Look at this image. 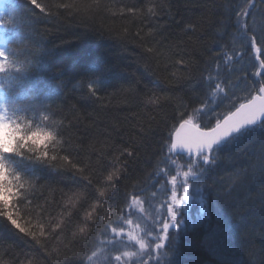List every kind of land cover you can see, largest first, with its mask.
I'll list each match as a JSON object with an SVG mask.
<instances>
[{
  "label": "trees",
  "instance_id": "obj_1",
  "mask_svg": "<svg viewBox=\"0 0 264 264\" xmlns=\"http://www.w3.org/2000/svg\"><path fill=\"white\" fill-rule=\"evenodd\" d=\"M37 3L40 8L29 0L4 4L10 44L0 87L17 99L13 125L23 133L51 132L53 139L0 154L18 185L10 210L35 234L20 233L0 215V264H91L131 199L154 209L166 197L164 177L173 175L166 150L180 114L213 126L215 114L221 119L258 93L264 55L256 58L250 42L240 48L232 41L244 0ZM246 19L259 37L264 0H252ZM221 45L235 58L212 59ZM257 45L264 51L259 39ZM258 64L262 74L254 79ZM217 82L223 92L215 90ZM262 125L200 168L192 183L201 218L195 209L191 226L166 242L152 264H264L260 178L237 175L258 154ZM111 172L116 176L108 181Z\"/></svg>",
  "mask_w": 264,
  "mask_h": 264
},
{
  "label": "snow or ice",
  "instance_id": "obj_2",
  "mask_svg": "<svg viewBox=\"0 0 264 264\" xmlns=\"http://www.w3.org/2000/svg\"><path fill=\"white\" fill-rule=\"evenodd\" d=\"M29 2L37 8H40V4L37 3V0H29ZM252 7V0H244V3L238 6V11H236V29L234 35L232 36L233 43L242 48L244 44L251 43L252 48L260 52L261 55H264V51L257 48V42L264 44V30H262L257 37V33L254 28H250L246 17L249 14V11ZM43 10V9H42ZM132 11V9H129ZM150 12L154 13V10L149 9ZM225 27L223 21H218L217 23V32H221ZM215 42V41H214ZM223 55L228 60H232L235 56H228L226 51V45H221L219 52L213 54L212 59H215L217 56ZM5 57V52L0 51V58ZM5 70L4 63H0V71ZM220 64H216V75H220ZM209 80H212L213 77L211 73L208 76ZM91 90V86H90ZM215 90L217 92H223L224 86L217 82L215 84ZM216 115V123L214 127H207L203 124L198 125L194 122L192 115H187L181 113L179 117L178 126L173 125V128L170 133V145L169 151L173 152L176 150H186L189 153L198 154L204 164H215V154L217 151L224 150L228 148L230 144L238 140L240 137L252 132L255 130L258 122L264 120V83L259 86V95L253 96L248 103H241L239 108L235 112H229L223 117V120L219 118L220 114ZM0 125H3L6 129H11L12 135L6 136L3 143L0 144V154L4 153H19L20 149L28 141H31L33 145L46 143L48 140L53 139L51 132L44 131L42 129H36L30 133H23L19 125H13L12 123H5L4 118L0 116ZM264 128V125L261 126ZM131 155V153H129ZM229 160L233 159L230 154L228 157ZM185 175H188L185 173ZM238 176L246 177H256L259 176L261 182L260 196L262 201V207H264V135H262L259 143V152L258 154H252V158L248 161V168L238 171ZM116 176L115 172H111L107 175L106 179L112 181ZM20 177H15V180H19ZM84 179H88L84 177ZM89 183L91 181L89 180ZM18 185L15 181L9 178V170L7 167L0 162V215H3L11 222V225L19 230L20 233H23L28 236H33L34 233H31L24 225L18 222V219L14 218L13 212L10 210V198L14 197L17 193L14 191ZM185 194L188 192V188H184ZM105 192L100 191V196L103 197ZM187 198L186 196L184 197ZM175 204H179V201H174ZM168 213L172 219V224H176V212L174 207L168 208ZM170 225L169 223L163 224L164 236L161 237L162 240H167L168 232ZM84 229H81L83 232ZM164 245H157V250H159ZM143 248L144 245L141 244ZM119 259V257H117Z\"/></svg>",
  "mask_w": 264,
  "mask_h": 264
},
{
  "label": "rangeland",
  "instance_id": "obj_3",
  "mask_svg": "<svg viewBox=\"0 0 264 264\" xmlns=\"http://www.w3.org/2000/svg\"><path fill=\"white\" fill-rule=\"evenodd\" d=\"M259 69L258 64L253 76L254 79H257ZM4 139L0 135V144ZM174 153V151H169L168 146L170 158L175 157L171 163L175 168V176L167 180V196L163 198L161 207L157 204L154 209H145L147 204L143 199L130 200V205L125 209V214L121 218V229L112 232L113 242L102 245L98 253L89 259L91 264L97 263L99 260L104 263L106 260L107 264H110L111 260L112 264L155 263L159 259L158 257L163 255L161 250H157L158 242L165 245L175 235L178 238L180 231L190 227V224L195 220L193 217L195 209L196 216L198 219L201 218L203 210L201 208V195L200 191L193 186L192 179L194 175L199 174L200 168L206 164L196 153L192 157L188 155L176 157ZM185 173L188 175H185ZM185 187L188 188L187 194L184 192ZM174 201H179V204H175ZM155 203H158V200H155ZM169 207L175 208V225L172 224V219L168 213ZM163 214L166 217L161 219L164 216ZM164 223L170 225L167 240H162L161 236H157L164 233ZM141 244L144 245L143 248Z\"/></svg>",
  "mask_w": 264,
  "mask_h": 264
},
{
  "label": "bare ground",
  "instance_id": "obj_4",
  "mask_svg": "<svg viewBox=\"0 0 264 264\" xmlns=\"http://www.w3.org/2000/svg\"><path fill=\"white\" fill-rule=\"evenodd\" d=\"M15 31H16V30H15ZM15 31H14V32H15ZM257 48H259L258 45H257ZM253 51H254V54H255L256 58L259 59L260 52H257V51H255L254 49H253ZM262 70H263V68H260V71H259V73H258L257 78H259V76H261V74H262ZM174 152H175V151H174ZM174 154L176 155V157L180 156V153H174ZM166 158H167V160H168L169 163H172V160L175 158V157H174L173 159L170 158V156H169V154H168V149L166 150ZM199 172H200V171H199ZM174 176H175V171H174L173 175L168 176V177H166V178L164 177V187H161V185H160L159 188L161 187L162 190L165 192L166 189H168V186H167V180L172 179ZM162 180H163V179H162ZM165 182H166V185H165ZM165 186H166V187H165ZM157 204H158V206H160V207H161V205H162V203H160V202H158ZM129 205H130V202H129ZM129 205H128V206H129ZM148 208H149V207H148ZM145 209H146V207H145ZM117 223H118V224H116V225L110 227V230H111L112 232H114V231H118L119 229H121V218H119V220H118ZM113 240H114V237H113L111 234L108 233V236H107L106 238H103V240H102L101 242H103L104 244H107V243H109V242H113Z\"/></svg>",
  "mask_w": 264,
  "mask_h": 264
},
{
  "label": "clouds",
  "instance_id": "obj_5",
  "mask_svg": "<svg viewBox=\"0 0 264 264\" xmlns=\"http://www.w3.org/2000/svg\"><path fill=\"white\" fill-rule=\"evenodd\" d=\"M12 134L11 129H6L3 125H0V135L5 138L6 136H11Z\"/></svg>",
  "mask_w": 264,
  "mask_h": 264
},
{
  "label": "water",
  "instance_id": "obj_6",
  "mask_svg": "<svg viewBox=\"0 0 264 264\" xmlns=\"http://www.w3.org/2000/svg\"><path fill=\"white\" fill-rule=\"evenodd\" d=\"M259 95V93L257 94V95H255V96H258ZM249 102V101H248ZM248 102H246V103H248ZM239 108V107H238ZM237 109V108H236ZM236 109L233 111V112H235L236 111ZM223 120V119H222ZM260 122H258V124H259ZM186 150H176V152L177 153H183V152H185ZM189 153V152H188ZM190 154H192V153H190Z\"/></svg>",
  "mask_w": 264,
  "mask_h": 264
}]
</instances>
